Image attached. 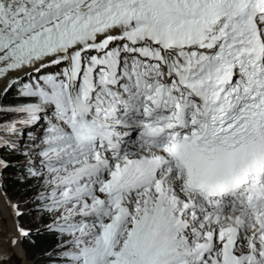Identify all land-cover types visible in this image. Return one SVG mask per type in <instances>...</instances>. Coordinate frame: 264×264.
I'll use <instances>...</instances> for the list:
<instances>
[{"label":"snow or ice","instance_id":"1","mask_svg":"<svg viewBox=\"0 0 264 264\" xmlns=\"http://www.w3.org/2000/svg\"><path fill=\"white\" fill-rule=\"evenodd\" d=\"M0 225L46 264H264V0H0Z\"/></svg>","mask_w":264,"mask_h":264},{"label":"trees","instance_id":"2","mask_svg":"<svg viewBox=\"0 0 264 264\" xmlns=\"http://www.w3.org/2000/svg\"><path fill=\"white\" fill-rule=\"evenodd\" d=\"M52 243L53 241L46 236H34L32 240L22 243V247L28 257L38 259L39 264H46L43 254Z\"/></svg>","mask_w":264,"mask_h":264},{"label":"rangeland","instance_id":"3","mask_svg":"<svg viewBox=\"0 0 264 264\" xmlns=\"http://www.w3.org/2000/svg\"><path fill=\"white\" fill-rule=\"evenodd\" d=\"M9 230L11 229V223L9 222ZM11 231V230H10ZM11 234V233H10ZM4 233H3V226L0 225V243L2 242L3 245H5L4 243H7ZM2 240V241H1ZM4 241V242H3ZM2 245V246H3ZM19 245V244H18ZM21 248V247H20ZM16 250V252H15ZM3 252H7L10 256V259L7 261V264H39L37 261L38 259H36V261H33V259H31V257H28L26 252L23 250V252L21 253V250L19 249V246L17 247V249L12 248L11 246L5 251ZM18 252V253H17ZM20 252V253H19ZM24 255L23 256H21ZM35 259V258H34ZM33 261V262H32Z\"/></svg>","mask_w":264,"mask_h":264},{"label":"bare ground","instance_id":"4","mask_svg":"<svg viewBox=\"0 0 264 264\" xmlns=\"http://www.w3.org/2000/svg\"><path fill=\"white\" fill-rule=\"evenodd\" d=\"M11 230V229H10ZM11 234H12V232H10ZM5 240V239H4ZM2 241V240H1ZM4 242V241H3ZM5 245H3V243L1 242L0 243V252H3L4 250L6 251L10 246L8 245V243H4ZM19 244V243H18ZM18 244H16V245H11V247L12 248H14V249H17V247L19 246V249L21 250V253L23 252V249H22V247L20 248V245H18ZM3 245V246H2ZM15 252H16V250H15ZM18 253V252H17ZM20 253V252H19Z\"/></svg>","mask_w":264,"mask_h":264}]
</instances>
